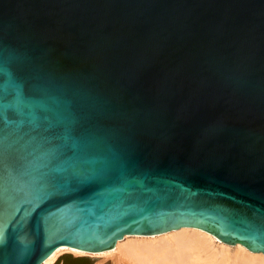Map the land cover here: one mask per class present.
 <instances>
[{"label":"water","instance_id":"water-1","mask_svg":"<svg viewBox=\"0 0 264 264\" xmlns=\"http://www.w3.org/2000/svg\"><path fill=\"white\" fill-rule=\"evenodd\" d=\"M180 227L264 254V0H0V264Z\"/></svg>","mask_w":264,"mask_h":264},{"label":"bare ground","instance_id":"bare-ground-1","mask_svg":"<svg viewBox=\"0 0 264 264\" xmlns=\"http://www.w3.org/2000/svg\"><path fill=\"white\" fill-rule=\"evenodd\" d=\"M63 252L99 257L97 264L108 259L114 264H264L262 252H250L239 243H224L195 227L154 235H125L112 249L98 252L60 246L41 264L53 263Z\"/></svg>","mask_w":264,"mask_h":264},{"label":"rangeland","instance_id":"rangeland-1","mask_svg":"<svg viewBox=\"0 0 264 264\" xmlns=\"http://www.w3.org/2000/svg\"><path fill=\"white\" fill-rule=\"evenodd\" d=\"M64 253H68L71 255V257H79L77 255H74L73 253H70V252H63L61 254H64ZM60 254V255H61ZM89 257H93V256H89ZM100 261V259H97L96 261L92 262L93 264H97L98 262ZM52 264V263H51ZM104 264H114L113 260L112 259H108Z\"/></svg>","mask_w":264,"mask_h":264},{"label":"flooded vegetation","instance_id":"flooded-vegetation-1","mask_svg":"<svg viewBox=\"0 0 264 264\" xmlns=\"http://www.w3.org/2000/svg\"><path fill=\"white\" fill-rule=\"evenodd\" d=\"M91 264H93V263H91Z\"/></svg>","mask_w":264,"mask_h":264}]
</instances>
